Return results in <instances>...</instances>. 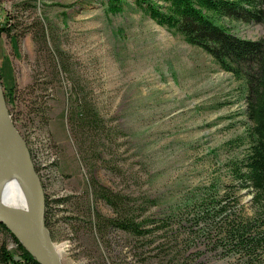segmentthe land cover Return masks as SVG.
<instances>
[{
  "label": "rangeland",
  "instance_id": "1",
  "mask_svg": "<svg viewBox=\"0 0 264 264\" xmlns=\"http://www.w3.org/2000/svg\"><path fill=\"white\" fill-rule=\"evenodd\" d=\"M8 15L17 23L16 31L0 35L8 111L45 194L69 197L49 219L62 264H241L220 241L192 232L200 225L184 203L187 195L232 179L228 164L244 154L252 126L244 80L134 0H0V26ZM37 18L46 42L32 36ZM226 21L240 37L264 36L262 23ZM35 75L45 81L38 94L26 88ZM80 102L99 113L103 132L92 134L99 137V157L88 151L89 141L87 148L78 143L77 128L68 123L70 111L77 119L85 109ZM94 181L119 195L120 204L96 197ZM235 196L240 202L229 210L251 213L252 190ZM87 200L94 214L116 217L126 208L137 221L154 219L150 229L167 219L169 230L135 236L110 227L101 239L89 226L94 216L82 213ZM3 241L15 251L0 230Z\"/></svg>",
  "mask_w": 264,
  "mask_h": 264
},
{
  "label": "trees",
  "instance_id": "2",
  "mask_svg": "<svg viewBox=\"0 0 264 264\" xmlns=\"http://www.w3.org/2000/svg\"><path fill=\"white\" fill-rule=\"evenodd\" d=\"M156 1V2H155ZM142 11L156 20L159 24L183 35L185 40L211 54L220 66L246 83L247 115L252 121L248 145L244 154L229 162L230 182L223 183L219 188L217 183L209 189L193 192L186 196V202L194 210L191 217L193 223L200 225L199 229H192L198 234L200 231L207 242L225 245L227 254H238L241 264H260L264 262V36L259 39H247L233 34L227 26V21L256 22L264 24V0H134ZM14 17L8 15V21L0 26L1 32L11 34L16 31L17 23ZM13 19V20H12ZM40 25L35 30L31 25L32 36L35 40L46 42L44 23L37 18ZM33 27V28H32ZM19 33V32H18ZM25 33V32H24ZM64 62V61H63ZM66 69V63H62ZM40 81L43 77L34 76L31 87L35 94L38 88H43ZM6 87V86H5ZM16 87H12L16 91ZM43 90H46L43 88ZM8 94V95H7ZM16 98V93H13ZM6 92V99H9ZM38 97V96H37ZM79 104L83 105V102ZM78 118L74 110L68 113V123L72 125L78 143L83 146L89 141V150L100 156L95 143L98 136L94 132H103L99 126V113L91 104L83 105ZM40 111L47 110V101L40 98ZM73 119V122H72ZM45 120H47L45 118ZM44 120V121H45ZM23 135V134H22ZM108 139L109 134L107 133ZM84 140V141H83ZM83 142H85L83 144ZM98 156V157H99ZM94 195L104 198L108 203L119 205L121 199L108 188L100 186L98 181L93 182ZM248 189L253 192V210L245 212L239 207L234 208L237 199V190ZM45 220L51 230L49 219L60 211L59 205L69 197L51 198L45 194ZM82 213L90 218L94 216L93 225L103 239L106 229L119 227L132 232L135 236L146 235L149 232H168L170 223L167 219H160L153 228L154 219L137 221L128 210L118 212L116 217H105L100 212H92L89 200L85 201ZM117 208V207H116ZM123 208V207H122ZM89 217H87L89 219ZM0 230L4 231L15 242V251L11 252L5 241L0 244L1 264H41L35 256L23 245L18 237L2 222ZM190 235V232L187 233ZM19 257V258H17Z\"/></svg>",
  "mask_w": 264,
  "mask_h": 264
},
{
  "label": "water",
  "instance_id": "3",
  "mask_svg": "<svg viewBox=\"0 0 264 264\" xmlns=\"http://www.w3.org/2000/svg\"><path fill=\"white\" fill-rule=\"evenodd\" d=\"M4 169L17 170L22 175L29 198L25 207L9 205L0 198V222L41 264H62L61 255L45 223L44 189L27 142L8 111L0 74V172Z\"/></svg>",
  "mask_w": 264,
  "mask_h": 264
},
{
  "label": "bare ground",
  "instance_id": "4",
  "mask_svg": "<svg viewBox=\"0 0 264 264\" xmlns=\"http://www.w3.org/2000/svg\"><path fill=\"white\" fill-rule=\"evenodd\" d=\"M12 171H14L15 173ZM0 198L4 202L12 206H23V207L26 206L29 195H28L26 183L22 175L19 174L17 170L4 169L2 172H0Z\"/></svg>",
  "mask_w": 264,
  "mask_h": 264
}]
</instances>
